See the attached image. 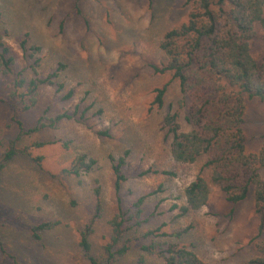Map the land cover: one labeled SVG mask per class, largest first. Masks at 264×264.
<instances>
[{
  "label": "rangeland",
  "instance_id": "374dc122",
  "mask_svg": "<svg viewBox=\"0 0 264 264\" xmlns=\"http://www.w3.org/2000/svg\"><path fill=\"white\" fill-rule=\"evenodd\" d=\"M189 12L186 0H0V42L15 55L16 71L29 72L33 64L19 47L26 34L30 46L41 47V78L62 68L56 81L64 85L63 92L58 93L57 86H42L37 107L20 115L25 127L36 126L44 116L50 124L48 119L79 108L72 120L18 138L9 96L13 79L0 74V160L12 142L20 153L0 168V237L18 264H90L79 240L94 212L97 186L104 212L92 243L93 254H102L110 238L109 221L118 208L112 164L120 158L125 159L122 173L127 178L123 207L131 208L146 197L142 209L149 219L142 229L128 234L131 249L121 264H140L142 236L162 225L169 235L163 240L192 249L208 264H250L260 256L257 245L263 237L254 194L231 204L203 169L205 157L179 164L171 156L164 118L170 111L179 112V123L187 132L181 107L186 98L171 72L158 73L155 68L168 64L161 49L164 36L186 24ZM258 30L252 55L261 62L264 28ZM165 84V105L159 108L154 104L156 90ZM70 90L72 99L63 100ZM87 108L85 119H80ZM245 119L247 152L258 153L264 102L247 100ZM102 131L108 135H100ZM37 142L48 145L36 148ZM81 154L96 160L92 171L80 177L66 174ZM261 175L264 180V170ZM198 176L209 183L208 205L181 216L185 190ZM44 221L60 225L38 240L32 230ZM177 233L182 235L173 236ZM144 258V264H163L154 255ZM0 264L15 263L0 252Z\"/></svg>",
  "mask_w": 264,
  "mask_h": 264
},
{
  "label": "trees",
  "instance_id": "16d2710c",
  "mask_svg": "<svg viewBox=\"0 0 264 264\" xmlns=\"http://www.w3.org/2000/svg\"><path fill=\"white\" fill-rule=\"evenodd\" d=\"M186 3L190 6L188 22L170 30L161 44L168 64L161 69L155 68L158 73L171 72L172 79L178 80L181 92L187 99L181 103L185 122L190 128L187 132L182 130L179 123V112L170 111L164 118L166 137L171 142V156L179 164H194L205 157L203 169L210 172L211 182L231 204L245 202L251 193L254 194L259 237L263 239L257 245L260 256L251 260L250 264H264V180L261 175L264 170V135L258 153H248L244 132L246 101L259 99L264 102V57L260 62L252 55V45L259 38L258 29L264 28V0H186ZM19 47L24 57L33 62L29 67L30 73L27 70L16 71L15 55L8 45L0 42V74L13 79V90L9 96L14 101L12 118L19 130L18 138L76 118L79 108L72 114L63 113L48 119L50 124L44 122V116L36 126L25 127L20 115L37 107L40 88L44 85L57 86L59 93L63 92L64 85L56 81L62 68L46 78L40 77L41 47L30 46L28 34L20 41ZM167 89L168 84H165L156 90L154 104L159 108L165 105ZM73 95L74 92L70 90L63 100H70ZM87 113L88 108L82 111L80 119H85ZM99 134L108 135V132ZM46 145V142H37L34 147ZM19 154L12 142L0 160V168L3 169L5 163ZM96 163V160L81 154L64 171L70 176L80 177L90 173ZM124 166V158L112 164L118 208L109 221L110 238L100 256L93 254L92 236L104 210L101 188H94V212L81 230L79 240L90 264H121V259L131 249L128 234L142 229L149 222L144 218L142 209L146 197H141L131 208L123 207L122 187L127 180L122 173ZM164 173L176 175L172 171ZM185 198L186 205L181 209V216L207 206L210 198L208 181L198 176L186 188ZM59 225V221H44L33 227V236L39 240L42 234ZM163 229L164 225L148 230L142 236L144 242L140 249L145 255H154L163 264H208L192 249L163 240L169 236ZM181 235L177 233L173 236ZM0 252L18 264L1 237ZM144 254L140 264L145 263Z\"/></svg>",
  "mask_w": 264,
  "mask_h": 264
}]
</instances>
